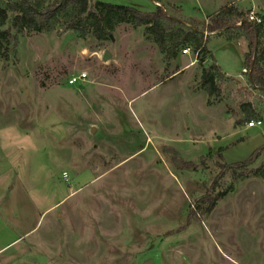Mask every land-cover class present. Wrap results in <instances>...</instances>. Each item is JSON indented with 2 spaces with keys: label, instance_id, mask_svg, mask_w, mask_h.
<instances>
[{
  "label": "rangeland",
  "instance_id": "rangeland-1",
  "mask_svg": "<svg viewBox=\"0 0 264 264\" xmlns=\"http://www.w3.org/2000/svg\"><path fill=\"white\" fill-rule=\"evenodd\" d=\"M227 1L264 8L161 4L202 23ZM59 28L20 34L0 58V247L20 237L0 264H264V177L250 174L264 163V91L245 72L248 40L204 32L230 76L209 99L200 80L214 59L194 44L168 61L145 26L121 23L105 40Z\"/></svg>",
  "mask_w": 264,
  "mask_h": 264
},
{
  "label": "trees",
  "instance_id": "trees-1",
  "mask_svg": "<svg viewBox=\"0 0 264 264\" xmlns=\"http://www.w3.org/2000/svg\"><path fill=\"white\" fill-rule=\"evenodd\" d=\"M247 15L233 3L222 5L207 17V21L201 23L196 19L184 21L169 13L164 6L157 5L155 10L145 12L132 6L101 0L93 3L90 0H0V58L9 59V52L18 47L19 36L24 32L49 33L59 26L58 31L73 30L81 37L92 34L97 39L105 40L119 24L129 23L133 27L145 26V32L168 61L176 58L182 48L190 44H194L195 50L210 53L214 59L206 48L208 37L204 38V32L208 31L225 33L228 40L241 37L248 40L245 72L254 88L264 89V15L258 14L262 18L261 22L251 21ZM225 78L227 75L215 59L202 69L200 86L207 92L209 99L220 95L219 83ZM241 108L246 121L259 116L250 103L242 104ZM260 152L261 148L237 165L250 164ZM250 174L264 177V163L251 170ZM222 194L210 196L208 210L213 208L217 197Z\"/></svg>",
  "mask_w": 264,
  "mask_h": 264
},
{
  "label": "built area",
  "instance_id": "built-area-1",
  "mask_svg": "<svg viewBox=\"0 0 264 264\" xmlns=\"http://www.w3.org/2000/svg\"><path fill=\"white\" fill-rule=\"evenodd\" d=\"M155 2V4L157 6H163L159 1L157 0H153ZM248 19L251 20V21H256V22H261L262 21V18L257 14L255 13L254 11H250L247 15ZM182 53L183 54H186L188 56H192V49L190 46H186L185 48L182 49ZM199 53V50H193V54H195V56H197ZM191 58V57H190ZM196 62V59L195 60H191L190 64L189 65H193L194 63ZM246 71V69H245ZM87 77V74L85 72L81 73L79 76H74L72 78L69 79L68 83L69 84H74L76 83L79 79H84ZM262 125V121L259 119V120H250L248 122V126L249 127H254V126H261ZM66 175V173H64Z\"/></svg>",
  "mask_w": 264,
  "mask_h": 264
},
{
  "label": "crops",
  "instance_id": "crops-1",
  "mask_svg": "<svg viewBox=\"0 0 264 264\" xmlns=\"http://www.w3.org/2000/svg\"><path fill=\"white\" fill-rule=\"evenodd\" d=\"M238 1V4L239 3H241V1L242 0H237ZM160 3H164V0H160L159 1ZM236 2V1H235ZM231 3H234V1H227V3L226 4H231ZM261 9H263V10H261ZM155 10V9H154ZM249 10H253L255 13H257V14H262V15H264V8L263 7H257V5H256V3H253V5H250L249 6ZM209 16V15H208ZM207 16V17H208ZM206 17V18H207ZM186 67H188V66H190V65H185ZM182 68H185V67H182ZM225 74L228 76V77H230L226 72H225ZM12 211V210H11ZM20 237H17V238H15V239H13V240H11V241H9L8 243H5L2 247H0V252L1 251H3L6 247H8L10 244H12L13 242H15L16 240H18ZM8 264H10V263H8Z\"/></svg>",
  "mask_w": 264,
  "mask_h": 264
},
{
  "label": "water",
  "instance_id": "water-1",
  "mask_svg": "<svg viewBox=\"0 0 264 264\" xmlns=\"http://www.w3.org/2000/svg\"><path fill=\"white\" fill-rule=\"evenodd\" d=\"M111 53L109 52V51H106V52H104V54H103V60L104 61H108L110 58H111ZM260 90H262V91H264V89L263 88H259Z\"/></svg>",
  "mask_w": 264,
  "mask_h": 264
}]
</instances>
